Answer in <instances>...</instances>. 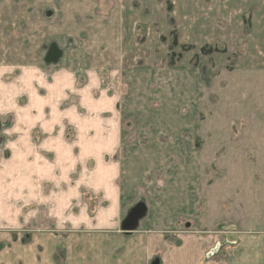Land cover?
Instances as JSON below:
<instances>
[{
    "label": "rangeland",
    "instance_id": "obj_1",
    "mask_svg": "<svg viewBox=\"0 0 264 264\" xmlns=\"http://www.w3.org/2000/svg\"><path fill=\"white\" fill-rule=\"evenodd\" d=\"M169 1L0 0V264L117 261L137 208L200 264H264V15Z\"/></svg>",
    "mask_w": 264,
    "mask_h": 264
},
{
    "label": "crops",
    "instance_id": "obj_2",
    "mask_svg": "<svg viewBox=\"0 0 264 264\" xmlns=\"http://www.w3.org/2000/svg\"><path fill=\"white\" fill-rule=\"evenodd\" d=\"M178 1V0H174ZM205 5L207 2H211L214 4V9L212 8L213 12L215 13H229L230 9H227V6L233 7L235 5H240L242 2L240 0H204ZM169 2H172L169 1ZM189 3L190 0H184L183 3ZM168 2L166 1L165 4ZM249 6L242 10V20L244 21L245 27L243 28L244 31L249 32L250 30L257 29L255 28V23H257L258 15H264L263 11V4L264 0H248ZM211 10V11H212ZM261 27H258L260 29ZM253 32V31H252ZM248 37L250 35L248 34L246 37L243 34V36L240 38L241 45H245L246 42H248ZM246 40V41H245ZM253 41V37L251 39V43ZM244 42V43H243ZM223 43V42H222ZM221 41L217 42L216 45H224ZM206 46V45H205ZM262 57V56H261ZM255 57L253 55H249L244 60H250L252 58V61H264V57L261 58ZM229 61L234 60V58L240 59L238 55H230L226 57ZM257 58V59H256ZM235 59V60H237ZM243 60V59H242ZM241 61V59L239 60ZM259 65V64H258ZM260 73V72H259ZM259 77V76H257ZM236 84L233 83V86ZM248 86V85H247ZM250 91L256 95V99L261 100L262 104L260 106L262 109H264V80H259L256 85L254 84L252 87H249ZM258 104V103H256ZM264 116V115H263ZM254 125V123H253ZM259 125L264 126V119L259 123ZM251 126V124H249ZM250 135V134H248ZM258 138H256V137ZM250 141H261L264 142V128L262 133H253L249 137ZM150 215V217H149ZM169 215V214H168ZM147 217V218H146ZM146 218V219H145ZM171 220L173 221L174 214L170 216ZM157 221V218L151 213L147 214L146 216L142 217L138 222V227L134 230H124L120 228L118 231H114L113 235L110 236H104V238H113L115 241H117L118 245H115L114 249L110 250V253L113 252L117 254L116 260L112 262H104L98 261L95 259H101L100 257H94L93 254L94 249H90L89 247H85L82 252L83 256L77 257V260L73 264H144L148 257L151 256V264H200V259L202 257V246L199 244L197 246L196 241H192L190 245L183 246L179 249V251L173 249L174 246H164L165 240L162 236L164 235H153L151 232L152 228H154V223ZM106 222L110 223L109 230H117V228L121 225V222L116 223V220H107ZM151 234V235H150ZM161 236V237H160ZM167 239V237H166ZM145 243H148V245L144 246ZM81 248V247H80ZM160 248L163 250L161 251ZM98 249V247H97ZM219 246L213 247V249L210 251V254L214 253L213 255H217L219 251ZM75 250H78L75 249ZM181 250V251H180ZM164 251V252H163ZM106 252V251H103ZM158 254H165L166 258L153 257ZM83 260V262H80Z\"/></svg>",
    "mask_w": 264,
    "mask_h": 264
},
{
    "label": "water",
    "instance_id": "obj_3",
    "mask_svg": "<svg viewBox=\"0 0 264 264\" xmlns=\"http://www.w3.org/2000/svg\"><path fill=\"white\" fill-rule=\"evenodd\" d=\"M143 216H144V212H142V210H140V209L137 208L136 210H134V213H132L130 215V220L129 221H126V223H124L123 229L124 230H127V231L136 229L138 227L139 220Z\"/></svg>",
    "mask_w": 264,
    "mask_h": 264
}]
</instances>
